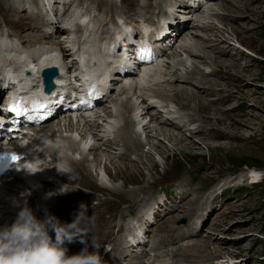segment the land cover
I'll use <instances>...</instances> for the list:
<instances>
[{
	"label": "rangeland",
	"instance_id": "rangeland-1",
	"mask_svg": "<svg viewBox=\"0 0 264 264\" xmlns=\"http://www.w3.org/2000/svg\"><path fill=\"white\" fill-rule=\"evenodd\" d=\"M28 1L30 0H21L19 3H15L13 0H0V35H19L23 30L28 29H32L31 34H34V27H31L33 25V20L27 18L25 13L37 14V12H40L39 8L37 9L34 4H30ZM115 1L117 3V10L121 14L117 12L114 14L107 13V15L105 12H96L92 8H89L92 4L87 0H70L67 4L70 5V11H68V7H66L64 11L62 9L59 10L60 7L56 5L57 10H59L57 17L59 22H61L68 18L67 15L70 14L69 12H73V10H77L75 14L86 12V10L91 12L92 20L90 21V25L84 29L87 31L91 25L95 26L96 29L95 32L94 30L85 32L90 33V35L84 37V39L82 38V41L91 38L90 41L93 40L97 44H99L97 42L99 37H102V41L107 42V44L111 37H104L105 35L102 34L103 30H99L100 28L98 29L96 24L93 25V22L105 21L107 19L105 21V23H107L108 20H112L113 17L115 21L117 20L118 27L122 26L120 21H130L129 25L125 22L126 25H128L129 28L136 29L137 27H144V22L149 23V25H154V23H156L155 20H161L160 15H162V13L160 14V12L154 8H149L148 12L144 11L139 13L136 17L137 21L132 22V20L126 17L129 16L128 14L132 12L136 5H145L146 0ZM208 1L209 0H199V2L193 0H153L152 3L154 5L152 6L155 7L158 4L163 5V12L165 13L166 11V14L162 15L163 17L170 13L169 9H173L172 12L175 11L178 17L181 18V21H186L185 23H188L186 28L182 29L181 32L189 29L192 34L187 31L184 32V34L188 33L186 34L188 36L184 37L183 43H192L194 40L202 44L205 42L204 44L207 46V40L204 39L205 34H203L206 32L200 27L210 25L214 27L215 30H218L216 38L218 39V43H220L219 46L221 50L226 52L225 57L222 58L223 60H219L221 58L212 56L210 52L212 48L211 45L205 48L207 53H201L204 60H200L197 56H188L180 46L173 47L169 50L168 58L165 57L163 62L151 68V72L154 68L161 77L156 76L154 79L150 80V82L152 81L153 83H147L149 90L146 87L145 90H148L149 93L145 91V104H142L144 102L142 98L133 96L130 91L122 95V93H120V88L124 85L123 82H109V84H111L109 87L112 88L111 92L114 93V100L105 103L104 107H108L109 111L114 115L117 114L118 111L121 112V106L123 107V105L126 106L128 104L126 107L130 106V108L133 109V113H131L132 119L134 118L137 123L143 122L142 124H148L149 122V128L146 131H141L140 127L135 128V131L139 135L132 132V129H129L130 134L133 133V137L137 138L142 144L141 151L139 153H133V149L128 150L127 156L120 160H117L123 153L120 148L110 152L104 150V147L99 146L98 151H94V153L93 151H89V154L86 153V160L88 162L86 166L88 172L84 173L86 177L81 181V184L78 180L71 183L73 181L71 178L66 179L67 181H71L69 183H71L72 189H69L70 186L66 180L65 183H63L53 177L54 181H56L54 185H56L57 190L62 189V191L67 192V201L69 204L72 202L75 205L74 208L76 212H79L81 205L86 206L87 216L92 218L90 221L87 220V218L85 220L90 235L88 237V245L89 247L91 246L89 244V242H91V236H97L95 239L100 245L99 251L103 260L105 256L108 255V253H104L108 250L110 251L112 247L111 240L115 239L118 234L120 238L123 237V239H125L124 235L128 233V227H130L131 232L136 231L141 233L138 238L143 240L146 239V233L148 236L146 240H148V243H151L152 246L158 239H160V243L163 241L162 238L166 239L165 241L167 243L171 240L163 236L166 229L173 227V229L183 228L186 231L187 226L193 222L194 227L187 232V235H192H190V237L188 236L189 238L186 235L185 238L178 239L173 247H180L182 250H186L190 253H193L195 248V253L198 251L199 256L204 260L210 259L209 262L211 264H264V0H234L235 2L245 3V6L248 7L247 10L237 9L230 4H226L224 0H211L209 3ZM193 3L194 5L197 3L203 4L199 14L192 13ZM44 5L47 14L50 15L47 4L45 3ZM177 5H179V7ZM226 5L230 11H235L233 12L234 14L231 13L232 16H229L230 13L227 11L228 9L226 10L224 8ZM120 6L123 8V11L120 9ZM9 7L13 8L15 11L12 15L13 12L9 10V12H11L9 13L10 15L17 18L19 16H24L25 18L18 19H22L21 21L16 19V21H12V23L11 21L8 22L5 18V10H8ZM40 14L43 17V13ZM102 14L105 16L103 19L101 17ZM223 14L227 16L226 20L220 19ZM121 15L124 16V19ZM94 17L96 19L95 21ZM163 19L164 18H162V20ZM72 20L74 21V17ZM189 23H191L190 27ZM113 26V23H109L105 28L112 33V31L114 32L116 30ZM74 28L77 27L75 26ZM51 29L52 28L49 26V28L44 31L49 32ZM181 32L178 34L180 35ZM184 34L182 36H184ZM77 36L74 38L78 39ZM174 37H176V39L178 38L176 35H174ZM7 38L9 39V37ZM103 38L106 40H103ZM67 40L70 41L73 39L67 38ZM93 44L95 43L93 42ZM19 46L21 47V45ZM43 46L44 44L39 42L33 47L23 45L21 48L23 49V47H25L24 49L28 50L37 49V47L41 48ZM106 46L105 44L101 46L103 47V52H105ZM68 48V62L80 58L77 57L79 47L75 48V50L72 47ZM234 52L241 54V59L237 56L235 57L236 53ZM231 53L234 54V58H228L227 55ZM57 56L59 57L60 54ZM217 61L218 65L221 63L226 67L230 66L229 63L235 64L236 68H220L216 63ZM75 68L76 65L70 68L69 72H72ZM194 68L201 71L204 77L206 76L205 78L208 81L203 82L204 88L206 89L207 86L211 84V90H202L195 83L185 86L181 84L186 87L183 92L186 96L183 95L178 100L174 98V102L171 100L160 101L151 93H155L156 90H166L171 94V76L166 77V80L162 84L154 85V83L163 81L164 79L162 78L165 77L162 75H171V73L176 71L179 76H183L186 72H190ZM246 68L248 69L247 71L245 70ZM193 90L197 94L194 93ZM189 91L191 94H189ZM192 94L194 96H192L193 99L191 98ZM196 96H201L204 100H207L202 103L208 106L210 110L206 112L198 110L197 102H194ZM121 102L122 105H120ZM149 105L154 106L146 109ZM178 106L184 107L186 110H181ZM147 111H151L149 112L151 115L149 114V116H147ZM168 111H170L171 114L167 115L166 112ZM157 112H161L163 118H168L174 122H177L175 118L178 116H183L186 113L191 114V117L197 121V124L190 125L188 130L194 131L197 129V131H199L198 135H190L185 130L186 128L180 130L182 134L178 133L179 131L176 130L174 133V131L169 128L165 129L172 134H178L177 136L179 137L184 136L181 138L188 140V143L191 144V151L179 152L166 150V148H172V144L163 136L158 137L154 131L151 132L153 128L159 129V126L157 128L155 125L154 119L150 123V118ZM102 118L103 120L105 119V122L102 123V129L106 130L104 127L107 125L106 120L109 118ZM109 121L116 126L119 125V127L124 124V122L120 123L121 120L117 118L109 119ZM198 122H201V126H199ZM112 124H108V126L110 127ZM212 126L214 127L212 128ZM207 132H214L215 134L207 135ZM46 134L47 132H45V136ZM78 134H73L71 137L74 144L76 143L79 147V145H81V136ZM100 134L102 136L101 142H98V140L93 137L91 139V137L88 136L87 144L95 143L96 145H100L102 142L110 140L112 137L111 140H115L116 142L113 133H104L101 131ZM216 134L222 135V137L217 138ZM56 137H59V135L57 134ZM60 141L61 139H58L56 144L58 145ZM151 144L158 145L156 150L151 148ZM59 145L61 149H64L65 153H68V156L76 157L77 159L80 158L79 154L67 151L68 149H66V147H70L68 141ZM56 152H54V155L52 154L54 158H57L59 154V151L56 150ZM146 154H149L150 160L144 157ZM97 158H99L101 162L103 161L102 163L100 162L99 166L95 165V160ZM112 159L114 161H111ZM62 162H58L60 164L59 166V164H56V161L55 165L61 170H68V165L64 162L61 164ZM153 163L155 167H152ZM242 163L248 166H242ZM107 170L109 173H107ZM250 171L257 173L258 176L256 179H248L247 175H249L248 173ZM73 173L74 172L70 171V175H73ZM37 175L40 174L38 173ZM72 177L77 178L75 173ZM182 181L184 183H181ZM38 189H40V187H38ZM107 189H121L122 192L109 194ZM24 191L26 192L28 190L25 188L21 193H24ZM50 193L54 194L49 196V193H44L39 197L36 196L33 201L31 198V203L28 205L33 209L37 218H43L40 212H43V209L47 207L43 202V197L45 195L48 197L57 196L56 191ZM128 193L136 194L131 196L127 195ZM16 195L17 194L14 196L15 198ZM144 195H148L149 206H146V209H140L141 212L139 214L140 210L138 211L137 206ZM190 195H200L202 197L201 205L199 204L201 213L194 215L191 220L185 213L188 204L183 203V200L187 202L190 199ZM8 204L11 206V201L7 202L4 206L1 205L0 225L4 223L11 224L19 211V209L16 208L12 210V212L7 211L9 209ZM4 207H8V209H4V211ZM47 210L54 215L48 207ZM77 214L78 213L61 214L57 216V218L61 223L67 224L72 223L74 220L73 218H75ZM145 222L146 226L144 225ZM172 236L174 237L173 232ZM141 244L142 243H140V248L136 247L132 250L133 253L135 252L137 255L142 252L147 253V259L144 260V264H157V262L158 264L171 263L172 259H170L169 255L154 259L156 254L165 253L166 246L164 247V245H162L156 250H153L150 244ZM68 245L69 244H66L65 246L69 248ZM84 246L85 245L78 241L73 243V252L75 255L78 254ZM124 247L125 254L133 258L135 255L132 253L131 249L128 248V245L124 244ZM167 248H171V246ZM94 250L93 248V251ZM190 250H193V252ZM70 252L71 250H68V256H72ZM129 259L130 258L119 261L115 260L116 262H114L112 257H110V264H128L130 261ZM137 259L142 260V258ZM180 261L178 264H189L182 260ZM107 263L108 261H104V264ZM200 264H202V262H200Z\"/></svg>",
	"mask_w": 264,
	"mask_h": 264
},
{
	"label": "bare ground",
	"instance_id": "bare-ground-1",
	"mask_svg": "<svg viewBox=\"0 0 264 264\" xmlns=\"http://www.w3.org/2000/svg\"><path fill=\"white\" fill-rule=\"evenodd\" d=\"M13 1L15 3H19L21 0H18V1L17 0H13ZM81 1H85V0H81ZM87 1L92 4L91 7H89V8H92L96 12H105L106 14L107 13L114 14V13L118 12L117 7H116L117 3H116L115 0H87ZM152 1L153 0H146L145 1V5H141V4L136 5L135 8L132 10V12L130 14H128L129 16H127L126 18L132 20V22L133 21H137L136 17L139 15V13L144 12V11L148 12L149 8H154V9L158 10L160 12V14L161 13L165 14L163 12L164 11L163 10V5L158 4L157 6L153 7L152 5H154V4L152 3ZM162 1H165V0H162ZM224 1H225L226 4H230L233 7H236L237 9H240V10H247V8H248V7L245 6V3H242V2H235L234 0H224ZM230 1H232V2H230ZM28 2H30V4L31 3L34 4V6H36L37 9L39 8V12L43 13V17L38 12H37V14H32V13H28V12L25 13L27 15V18H30L31 20H33V25L31 27H34V30H33L34 34H31L32 29H28V30H23L19 35H17V34L16 35H11L10 34V36L8 35L7 37H9V40H11L10 43L11 42L12 43L17 42V43H15V44H18L16 46L21 45V47H22L23 45H29L30 47H33V46L37 45L39 42H42L44 44V46L42 47V49L40 48V50L39 49H28L29 51L27 50L29 52L27 56L29 57L30 61L26 60L25 57H23L22 54H21V53H24V50H25L24 48L25 47H23L24 50H18V51H17L16 47H12L11 51H8L9 47H10V43L6 46V48H7L6 52H8L6 54L10 55V56H13V58H11V60H12V63H14L15 65L9 64V65L6 66L4 62H0V108H3L2 102L5 101L4 100L5 95L7 96L6 97L7 99L12 96L13 88H12L10 82L12 81V78H17V79L19 78V71L21 69L22 70H28V71L31 72V74L28 75L29 79H25L24 81L27 82V83L31 82L32 84H34L36 86L38 84V80H39L38 75H39L40 70L43 67H45V66H54V67H56L59 70V75H58V77L55 80H56V83H58L59 85H63V87H64V93H65L63 95V96H65L64 107L68 111L66 113H64L62 116H61V114H59L60 117L57 118L55 121H52V122H49L47 124L42 125L40 127L41 130L36 132V138H34V137L31 138V148L32 149L35 146H39V144L43 145V146L47 145L44 148L42 146L41 149H38L39 151H36L37 154H38V158H42L45 154H48L50 157L54 158L53 157L54 152H56V150L59 151V154L57 155V158H55V160H53V159L51 160L50 159V160H47L45 162L44 171H45V173L48 174V176H36V177L34 176L35 177L34 180L38 181L36 184H35V182L32 183L30 181V178L32 180L33 176H29L28 175V177L24 181H21L18 178H14V179H12V181L4 183V185L2 187H0V190L2 191L4 189L3 191H6V188H9V189L16 188L15 192L18 193L17 194L18 196L16 195V198H20L21 191L23 192V190H25V188H26L28 190L26 192H30L31 193V195L28 196V198H27V203L28 204L31 203V198H32V201H33V199L36 196L39 197V196H41L44 193H50V192L56 191L57 196H55V197H48L46 195L43 197L44 198L43 202L54 213L55 217H57V216H59L61 214H65L66 215L67 213L75 214V213H78V212L75 211V208H74L75 205L72 202L69 204V202L67 201V192L64 193V194H59L61 190H57L56 185H54L55 182H56V181H54V178L59 180V181H62L63 183H65V180L67 178H71L73 180L72 182L66 180L68 182V185L70 186L69 189H72V186L70 184L73 183V182H76L77 180L81 184V181L86 177L84 173L88 172V169H87V166H86V163H88L87 160H86V158H87L86 157V153L89 154V151H93V153H94V151H98L99 146L104 147V150H108L110 152L111 151H116L117 148L118 149L120 148L123 153H122V155L120 157L117 158V160L124 159L127 156V154H128L127 153L128 150H132L133 149L132 150V151H134L133 153H136V152L139 153L141 151V145L142 144L138 141L137 138L133 137L134 136L133 133L130 134L129 129H132V132H134L135 134H137V132L135 131L136 127L137 128L140 127L141 131H146L149 128V122H148V124H142L143 122L137 123L134 120V118L132 119L131 113H133V109L130 108V106L126 107V106H128V104L126 106L123 105V107L121 106V110H120L121 112L118 111L117 114L113 115L112 112L109 111L108 107H104L105 105L104 106H100L101 102H96L94 107H93V109L91 111H89L88 113L84 112V113H87L88 115L89 114L92 115V117H90L88 119H94V120H91V121L85 120L87 118L81 117V115H79V117H73V116H76V114L78 113V110H77L76 107L73 106L74 102L71 103L74 93H73L72 88H71V82L69 80H67V78H66L67 74L68 73L69 74L74 73L76 70H78L79 67L82 68V69L84 68V70H85L84 72H86V76H87V78L89 80H86V82L84 84V90H83V87H82V84H81V89L77 93V94H79L80 102H83L84 96H86L84 91H87V89H88L87 85H88V83L91 80H93V88H92V90L94 91V95L97 94V95L101 96L102 94L105 93L104 96L106 98V92L111 88V87H109L111 84H109L108 80H105L106 81V85L102 86V82L98 78L103 77V79L104 78L105 79L106 78H110V82H112V81H116V82L120 81L121 82V81L125 80L124 85L120 88V93H122V95H125L124 93H126L127 91H130L133 96L140 97V98H142L144 100L143 103L141 102L142 104H145V99H144L145 98V95H144L145 91L147 92L149 90V88H148L149 86H148L147 83L148 82L151 83L152 81L150 82V80L154 79L156 76L149 75V73H151V69L150 68L152 66L145 68V70L142 72V74L140 76H136V77L131 76L129 78H124V79H122V77H120L119 74L106 73L105 71H103L104 69L102 70V68L106 67L107 63L114 62L113 65H116L117 63H119V61L115 63V58L107 55V51L108 50H106L105 47L104 48H105L106 53L101 50V46L103 44H105V45L109 46L110 48L112 47V49H114L112 53L117 54V51H118V48H119L117 45L120 44V41H119L118 37L112 38V44L111 45L107 44V42H105V41H102V37H99V40H97V42L99 44H97L93 40L90 41L91 38H87L88 40L82 41V38L84 39V36H81L82 38L79 39V40L69 41L65 37V36L68 35V33H67L68 30L64 29L62 27L60 28V27L54 26V28L51 29L49 32L44 31L45 29L49 28V25L51 23L60 24L59 23V19L57 17V13L61 9L64 11L66 7H68V11H70V8H69L70 5H67L70 2V0H30ZM121 2H122V0H121ZM233 2H234V4H233ZM45 3L47 4V7L49 9V13H50L51 16L47 14V12H46V10L44 8L45 7V5H44ZM56 5L60 7L59 10H57ZM179 5H181V4H179ZM179 5H177V6L179 7ZM216 6H217V4H216ZM224 8L226 10L228 9L227 11L230 13L229 16H232L231 13L235 12L234 10L230 11L227 5ZM120 9H122V11H123L122 7ZM9 10L13 12L12 15L15 12L14 9L11 8V7H9L8 10L7 9L5 10V18L7 19L8 22L11 21V23H12V21H16V19L18 20V19L24 17V16H19L18 18L17 17H13L12 15L9 14V13H11V12H9ZM172 10L173 9H171V10L169 9L170 13H172L170 16L164 17V19L160 21L161 22V27L159 29H161V32L169 33V37H172V38H174V35L178 36L179 40H181V42H182L181 43L182 50L184 52H186L188 56H195V57L197 56L198 58H200V60L201 59L204 60V58L202 57L201 53L202 52L207 53L205 48L206 47H210V45H211L212 48H211L210 52H211L212 56L217 57V58H221L219 60H223L222 58L225 57V53L226 52L221 50V47L219 46L220 43H218V39L216 38L218 30H215L214 27H212L210 25H206V24L205 25L207 27L203 26V25H202L203 27H200L202 30H204V32H206V33H203V34H205V38L204 39L207 40L206 41L207 44H208L207 46H205V44H204L205 42L203 43L204 44L203 45L201 42L194 41V40H193L192 43H189V42H184L183 43V39H185L184 37L188 36L186 34H188V33L192 34V33L189 31V29H186V30L181 32L182 29L186 28L188 23L182 24L181 21L179 20L180 17H178V15L175 13V11L172 12ZM68 11H66V12H68ZM76 11L77 10H73V12L72 11L69 12L70 14L67 15L68 18L62 20L61 22L63 24H65L66 22L70 21L74 17V18H76L77 21L87 22V23L90 24V21L92 20L91 19V12H88L86 10V12L75 14ZM118 13H120V12H118ZM123 15H125V14H123ZM101 17L103 19V17H105V16H103V14H102ZM122 18L124 19V16H122ZM169 19L171 20V23H169V25L172 24V23H176L177 24V27H176L177 29L175 30L176 34H174L175 31H173V30H168L167 31V23H168ZM220 19L221 20H223V19L226 20L227 16H225L223 14L220 17ZM21 20H18V21H21ZM95 20L96 19L94 17V21ZM105 21L101 20V21L93 22V25L96 24L97 28L98 29L100 28L99 30H101V29L103 30L102 34L105 35L104 37H111L112 36L111 32H109L105 28V26L107 24H109V23H113L114 24V26H113L114 29L116 28V30L114 32L112 31L114 33L113 35H115V36L118 35V34L119 35L124 34V32L121 30L122 28H126L128 33H136L137 29H135V28L133 29V28H129L128 27L130 21L126 22L124 20L126 23H128V25H126L125 22L119 20L121 25H122V26H119V27H118L117 22H116L117 20L115 21L113 19V17H112V20H110V21L108 20L107 23H105ZM151 21H152V19H151ZM49 22H51V23H49ZM197 22H199V21H197ZM199 23H201V22H199ZM94 27L95 26H93L92 31L94 30ZM196 28H197V26H196ZM77 30H78V28H77ZM87 31H90V30L88 29ZM87 31H85V32H87ZM186 31L188 33L184 34V32H186ZM85 32H82V35ZM94 32H95V30H94ZM179 32H181L180 35L178 34ZM183 34H184V36H182ZM93 38H95V37H93ZM109 39H111V38H109ZM103 40H106V39L103 38ZM201 40H203V39H201ZM93 42L95 44H93ZM35 43H37V44H35ZM33 44H35V45H33ZM21 47H20V49H21ZM68 47H72L74 50H75V48L79 47V49L77 51L78 52L77 57H80V58L76 59V60H73L72 62H68L67 61V55H68V52H69V48ZM48 51H53V52L55 51L53 53L54 55L48 56L47 54H45ZM56 53H57V55L60 54V56L58 57L56 55ZM234 53H236L235 57L236 56L239 57V58L242 57L241 54H239V53L237 54V52H234ZM36 54L39 55L40 57L42 55L43 56L41 58H38V56ZM215 54H217V55H215ZM227 56H228V58H231V57L234 58V54L233 53L228 54ZM166 58H168V57H166ZM174 58H176V57H174ZM74 63L76 65V68L72 72H69L70 68H73L75 66ZM216 63L218 65V61ZM229 65L230 66L226 67L224 64L220 63L218 65V67H220V68H222V67L225 68L226 67V68H232V69L236 68L235 64L229 63ZM245 70L247 71L248 69L246 68ZM80 75L81 74L79 73V74H76L74 76V78H73L74 82H77L78 76H80ZM31 76H33V77H31ZM162 76L163 77L171 76L170 78L172 80H170V84H171V89H172L171 91L172 92H171V94H169L166 90H156L155 93L151 92L160 101L171 100V101L174 102V100H173L174 98H175V100H178L183 95H185V93H183V92L186 89V87H184V86L187 85V84L191 85V84L195 83L202 90L203 89L204 90H211V88H212L211 84L208 85L206 89L204 88L203 82L204 81H208V80L205 78L206 76L204 77L202 75L201 71H198L196 68L192 69L190 72H186L183 76H179L178 72H176V71L171 73V75L165 74V75H162ZM62 78H64V81H66V82H62V81L59 80V79H62ZM70 78L72 79L71 76H70ZM83 79H85V78H83ZM162 79H165V78H162ZM95 80H100L99 84H97L95 82ZM107 81H108V83H107ZM181 84H183L184 86L181 85ZM24 86H26V84H24ZM112 86H114V85H112ZM98 87L100 89H96ZM145 87L148 88V90H145ZM36 91H37L36 87L33 88V89H30V87L19 88V92H20L21 98L28 97L29 95L34 94ZM7 93H8V95H7ZM109 93L110 94H109V96L107 98L106 103L107 102L109 103L110 101L114 100L113 99L114 98L113 97L114 93H112V92H109ZM148 93H149V91H148ZM194 93H196V92L194 91ZM189 94H191L190 91H189ZM192 96H193V94L191 95V98L193 99L194 96L193 97ZM49 98H52V97H49ZM140 98H138V99H140ZM151 99L155 100L153 98H151ZM197 99H198V101H197ZM143 100H141V101H143ZM33 101H34V99H32V102ZM100 101H101V99H100ZM204 101H207V100H204V98L201 97V96H199V97L196 96V98H194V102H197L198 110H200L202 112H206V111L210 110V108L208 106H206L204 103H202ZM142 104H141V106H142ZM120 105H122V102H121ZM20 106H22L21 103H19V107ZM152 107H153L152 105H149V106H147L146 109H149V108H152ZM178 107L181 110H186L184 107L183 108L180 107V106H178ZM79 108H81V105L79 106ZM149 112H151V111H149ZM149 112L148 111L146 112L147 116H149V114L151 115V113H149ZM102 114H103V116H102ZM166 114L169 115L171 113H170V111H168V112H166ZM102 117H107L109 119L117 118V119L121 120L120 123L124 122V124L122 126L120 125V127H119V125L116 126L115 124L111 123L112 124V126H110L111 133H113V136H115L116 142H115V140H111L113 138L112 137L110 140H105L101 144L99 143L100 145H96L95 143L87 144V137L88 136L91 137V139L93 137V138L97 139L98 142H101L102 136H101L100 133H101V131H103V129H102L103 124L102 123L105 122V119L103 120ZM153 119H154V122H155V125L157 126V128L159 126V129H156V128L154 129L153 128L154 130L152 129L151 132L154 131L155 134L158 137L163 136L164 138H166L169 141V143L172 144V148H170V149L166 148L167 151L185 152V151L191 149V144L188 143V140L181 138V137H184V136H180L179 137V136H177L178 134L175 135V134L170 133L168 130H165V129L169 128V129L173 130L174 133H175V130H176V131H179L178 133L182 134L180 132V130H182V128H186L185 130L190 135H198L199 131H197V129L194 130V131L188 130V127L190 125L197 124V121L191 117L190 113H186L183 116L176 117L175 119L177 120V122H174L173 120H170L168 118H163V115L161 114V112H157L156 114H153L152 117L150 118V123H151V121ZM2 120H5V119H3V117H1V115H0V130H3V132H5L6 129L12 127V125L9 124V120H6L5 122H2ZM204 122H206V121H204ZM120 123H117V124H120ZM198 123H199V126H201V122H198ZM78 124H80V125H78ZM203 125H205V124H203ZM210 125H212V124H210ZM199 126H198V129H199ZM213 127L214 126H212V128ZM62 128H63V130H62ZM14 132H15V130L12 129V136H13ZM45 132H47V140L40 142L39 139H37V137L40 136V135H43ZM62 133H64V134H62ZM57 134L59 135V137H56ZM73 134L74 135L78 134L79 136H81V140H80L81 141V146L83 148H88V146H89V148H88L89 150H87L86 152L81 153V150L76 145V143L74 144V141H73V139L71 137V136H73ZM214 134H215L214 132H207V135H214ZM137 135H139V134H137ZM216 136H217V138L222 137V135L220 136L219 134L218 135L216 134ZM8 138H10V137H8ZM58 139H61V141L59 142V144H61V145H62L63 142L68 141L70 147L69 148H68V146L66 147V149H68L67 151H71L72 153L79 154L80 158L77 159L76 157L68 156V153L67 152L65 153L64 149H61L59 144H58L59 146L54 147L55 145H57L56 141ZM10 143H12V140L10 141ZM157 147H158V145L151 144V148L153 150H156ZM50 150H54V152H52L53 155L51 154V152L50 153L47 152V151H50ZM15 151L16 152H20V149L16 148ZM67 156H68V158H67ZM111 157H112V155H111ZM144 157H146L147 160H150L149 154L144 155ZM88 159H89V157H88ZM113 159H114V157H113ZM113 159L111 161H114ZM56 161H57L56 164H59L62 161L64 163H66L68 165V170L67 169H64V170L59 169V167H57V165H55ZM63 162L61 164H63ZM100 162H101L100 159L97 158L95 160V165L99 166ZM59 166H60V164H59ZM152 167H155L154 163L152 164ZM70 171L74 172L75 176H77V178L76 177H72L74 175V173H73V175H70ZM107 173H109L108 170H107ZM248 174L249 175H247V177H248V179H251V180L256 179V177L258 176L257 173L253 172V171H250ZM69 182H71V183H69ZM181 183H184V182L182 181ZM38 187H40V189H38ZM107 190H108L109 194H116V193L122 192L121 189H107ZM7 192L10 193L11 191L9 190ZM11 193H13V192H11ZM134 194H136V193H134ZM134 194L133 193H128L127 195H131L132 196ZM14 196L15 195H12V196H10V200L4 201L3 202V206L7 202L11 201V199ZM187 196H189V195H187ZM201 199H202V197L200 195H195V196L190 195V199L188 200L189 203H188V201L184 202V200H183V203H187L188 204V207L185 210V213L187 214V217L190 220L197 213H201V207L199 208V204L201 205ZM8 205H9V209H8V207L7 208L4 207L3 210L4 209H8L7 211L12 212V210H14L15 208L10 206V204H8ZM146 206H149V204H148V195H144L143 196V198L140 200V202H139V204L137 206V209H138V211L140 209L143 210V208L144 209L147 208ZM47 207H46V209H47ZM40 209H42V208H40ZM141 210L139 211V214H140ZM40 215L44 216V212H40ZM153 215H154V212H153ZM73 219H75V218H73ZM73 219H70V220H73ZM66 221H68V220H66ZM144 225L146 226V222L144 223ZM193 227H194V223L191 222L187 226V228H186L187 230L186 231L183 228H175V229H173V227H170V228L166 229V231L164 232L163 236L164 237L166 236V237H168L171 240L168 241V243H167L165 241L166 239L162 238L163 241H161V243H160V239H158V241H156V243L151 246V248L153 250H156L157 248H159V246H162V245H164V247L166 246V250L164 251L165 253L156 254L154 259L161 258V257L169 255L170 259H172L170 264H178L180 260H182L183 262H187L189 264H196V263L200 264V262H202V264H211L209 262L210 259L204 260V259H202L201 256H199L198 251L195 253V248H194V252H193V250H190L191 252H193V253H190V252H187L186 250H182L180 247L179 248L178 247H173L175 242L178 241V239H180V238L181 239L185 238L186 235L188 234L187 232L190 231L189 229H192ZM145 229H146V227H145ZM127 231H128L127 234L129 236L133 237V235L131 234V231H130V227H128ZM172 232H173L174 237L172 236ZM135 234L139 235L141 233L136 232ZM50 235L52 236L53 239L55 238L54 232H50ZM190 235H192V234H190ZM190 235H187V237L188 236L190 237ZM110 236H111V233H110ZM124 236H126V235H124ZM145 236H146L145 238L148 239V236L146 235V233H145ZM96 237L97 236H95V238ZM134 238H135V241L137 242V245H140V243L150 244V243H148V240L145 239L146 241L143 242V240H141L140 238L136 237V235H134ZM111 242H112V247H111L110 251L108 250L107 252L104 253V254L108 253V255H106L105 259H104L105 262L108 261L107 264H110V257H112V260L114 262H116L115 260L119 261V260H124V259L130 258L129 259L130 261H129L128 264H144V260L147 259V253L146 252H142L139 255L135 254V252L133 253L132 249H134V247H132L131 244L126 242L123 239V237L120 238L119 234H118V236L115 239L111 240ZM159 243H160V245H159ZM89 244L91 245V242H89ZM124 244L128 245V248L131 249L132 253L135 255L133 258L128 257V255L125 254ZM170 246H171V248H167V247H170ZM68 247H69L68 250H71L70 254L72 256L75 255V253L73 252L74 251L73 250V243L69 244ZM138 248H140V246ZM149 250H150V248H149ZM89 251L90 252L93 251V247L92 246L89 247ZM158 251H159V249H158ZM137 258H142V260H138ZM151 263H153V262H151ZM145 264H147V263H145ZM157 264H158V262H157Z\"/></svg>",
	"mask_w": 264,
	"mask_h": 264
},
{
	"label": "clouds",
	"instance_id": "clouds-1",
	"mask_svg": "<svg viewBox=\"0 0 264 264\" xmlns=\"http://www.w3.org/2000/svg\"><path fill=\"white\" fill-rule=\"evenodd\" d=\"M66 192L60 191L59 194ZM54 193H49V196ZM30 192L21 193L20 198L13 197L11 206L19 209L11 224L0 225V264H104L100 254V245L91 236L89 251V228L85 220L87 208H81L72 223H61L46 208L43 218H37L29 207L27 198ZM50 232H54L53 239ZM79 242L84 248L76 255L68 256L66 244Z\"/></svg>",
	"mask_w": 264,
	"mask_h": 264
},
{
	"label": "water",
	"instance_id": "water-1",
	"mask_svg": "<svg viewBox=\"0 0 264 264\" xmlns=\"http://www.w3.org/2000/svg\"><path fill=\"white\" fill-rule=\"evenodd\" d=\"M56 75H57V71L54 68L45 70L42 73V76L44 77V84H45V88L47 92H50L49 85L51 84L52 78L55 77ZM50 87L52 88V85Z\"/></svg>",
	"mask_w": 264,
	"mask_h": 264
},
{
	"label": "snow or ice",
	"instance_id": "snow-or-ice-1",
	"mask_svg": "<svg viewBox=\"0 0 264 264\" xmlns=\"http://www.w3.org/2000/svg\"><path fill=\"white\" fill-rule=\"evenodd\" d=\"M10 111H12L14 114H16V115H20L21 114V110L18 108V106H13L11 109H10ZM11 160L13 161V162H18L19 161V157L18 156H16V155H13L12 157H11Z\"/></svg>",
	"mask_w": 264,
	"mask_h": 264
},
{
	"label": "trees",
	"instance_id": "trees-1",
	"mask_svg": "<svg viewBox=\"0 0 264 264\" xmlns=\"http://www.w3.org/2000/svg\"><path fill=\"white\" fill-rule=\"evenodd\" d=\"M243 165L242 166H248V165H246L245 163H242Z\"/></svg>",
	"mask_w": 264,
	"mask_h": 264
}]
</instances>
